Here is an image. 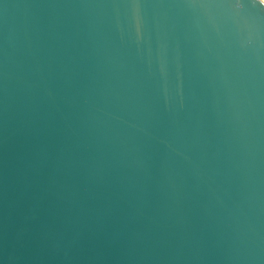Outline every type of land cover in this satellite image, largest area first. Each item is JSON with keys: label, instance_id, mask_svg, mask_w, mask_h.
<instances>
[{"label": "water", "instance_id": "95a60500", "mask_svg": "<svg viewBox=\"0 0 264 264\" xmlns=\"http://www.w3.org/2000/svg\"><path fill=\"white\" fill-rule=\"evenodd\" d=\"M0 264H264V1L0 0Z\"/></svg>", "mask_w": 264, "mask_h": 264}, {"label": "bare ground", "instance_id": "6f19581e", "mask_svg": "<svg viewBox=\"0 0 264 264\" xmlns=\"http://www.w3.org/2000/svg\"><path fill=\"white\" fill-rule=\"evenodd\" d=\"M264 1V0H263Z\"/></svg>", "mask_w": 264, "mask_h": 264}]
</instances>
